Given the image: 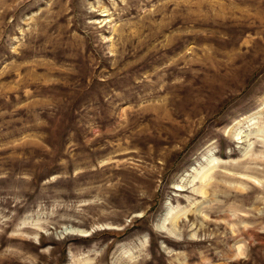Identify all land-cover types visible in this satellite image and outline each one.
<instances>
[{"label": "rangeland", "instance_id": "rangeland-1", "mask_svg": "<svg viewBox=\"0 0 264 264\" xmlns=\"http://www.w3.org/2000/svg\"><path fill=\"white\" fill-rule=\"evenodd\" d=\"M0 264H264V0H0Z\"/></svg>", "mask_w": 264, "mask_h": 264}]
</instances>
